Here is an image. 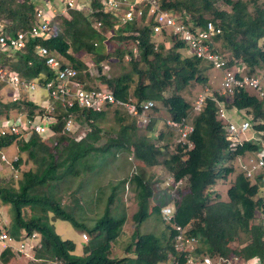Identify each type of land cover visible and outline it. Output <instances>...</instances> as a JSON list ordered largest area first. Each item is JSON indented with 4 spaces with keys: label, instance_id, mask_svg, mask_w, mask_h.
Listing matches in <instances>:
<instances>
[{
    "label": "trees",
    "instance_id": "1",
    "mask_svg": "<svg viewBox=\"0 0 264 264\" xmlns=\"http://www.w3.org/2000/svg\"><path fill=\"white\" fill-rule=\"evenodd\" d=\"M160 1L163 8L176 12L195 27L205 28L210 22L218 27L221 34L215 38V46L220 43L218 51L228 60L230 67L241 63L249 75H254L257 69L264 71V6L252 0V5L245 0H223L231 8L228 12L216 8L213 0ZM36 8L35 0H0V21H7L0 33L15 36L18 32L29 31L35 24ZM96 17L103 21L100 32L95 29ZM115 21L111 15L70 11L56 17L46 37L29 39L25 49L8 50L2 54V66L25 80L44 85L54 74L35 54L36 47L43 46L72 66L78 72L80 82L91 89L93 78L88 66L76 56L83 51L93 56L92 62L100 74L99 79L118 101L137 108L147 101L161 103L168 111L170 123L186 122L194 106L182 92L193 83L206 85L208 67L191 55L184 57L181 51L187 49L186 46L172 36H164L156 46L150 28L145 24L119 27ZM109 30L113 31L110 40L118 43V48L112 53H106L102 45ZM135 48L138 49L137 55L133 52ZM114 57L118 59L121 73L102 74L101 64L110 63ZM168 89L172 90L169 97ZM24 95L27 93L22 92L16 102L4 104L0 101V116L7 119L12 116V111H17V116L27 112L32 118L37 115L36 112H43L38 104ZM220 105L228 111H245L253 115L251 127L259 133L264 132V98L259 99L245 91H237L230 96L217 92L208 97L203 110L193 120L194 130L188 137L189 143L178 144L172 154H167L170 147L165 141V133L155 135V120L142 129L135 117L129 113L124 116L119 108H114L112 115L119 128L114 137L101 144L104 139L101 124L110 114L109 109L113 108L103 112L78 107L71 109L75 120L90 129L79 141L64 132L66 121L62 119L68 114L59 113V121L52 126L55 136L45 139L32 133L29 140L17 144L19 152L27 153L37 169L23 173L17 190L0 187V200L10 205L14 214V225L9 235L18 240L22 232L29 236L38 234L41 243L34 254L35 259L44 264L57 261L63 264H167L171 255L179 259L180 264H186L184 255L173 247L177 233L169 225L167 237L161 239L154 234H146L144 246L141 240L144 235L138 228L126 249L127 256L113 258L112 244L122 234L125 216H113L109 204L103 216L93 225H87L62 207L53 183L67 182L68 175L76 178L82 173H94L111 154L120 152L133 155L143 165L138 173L128 179L136 186L137 216L140 221L148 215L150 202L154 198L151 181L146 180L144 169L161 167L175 182H186L184 192L175 202L176 213L172 223L186 229V235L196 239L197 254L259 258L264 262V225L255 222L258 212L264 213V198L259 196L264 188V172L256 175L252 182L227 165L247 154H260L264 150V143L253 139L234 144L227 140V124L217 114ZM126 120L130 122L127 124ZM166 128L173 131L168 124ZM18 138V135L0 136V150L9 148ZM49 142H55V147H51ZM21 162L19 159L16 166ZM231 175L233 182L228 180ZM128 181H122L121 185ZM219 181H229L228 200L221 199L212 191ZM115 191L113 187V195ZM113 195L109 202H113ZM27 207L39 209L40 215L26 220L22 212ZM152 210L161 215L160 203ZM49 213L70 222L87 235L83 256H76V245L63 240L55 232L49 223ZM136 246L138 249L134 250ZM10 257H13V251L7 249L0 259L6 264Z\"/></svg>",
    "mask_w": 264,
    "mask_h": 264
},
{
    "label": "rangeland",
    "instance_id": "2",
    "mask_svg": "<svg viewBox=\"0 0 264 264\" xmlns=\"http://www.w3.org/2000/svg\"><path fill=\"white\" fill-rule=\"evenodd\" d=\"M37 2V8H44L46 12H49L51 14L53 19L61 15L63 7L60 4L59 0H35ZM246 2H250L251 0H245ZM257 3V5L264 6V0H252ZM215 2V7L219 10L224 11H231V8L227 6V4L223 0H213ZM250 2V5L253 4ZM77 4L80 5H86V9L90 15V8L97 9L99 6L98 0H77ZM50 7V9H49ZM36 8V9H37ZM250 10H253V7L250 8ZM177 16L178 14L174 12ZM180 17V16H179ZM54 19V20H55ZM53 20V21H54ZM95 23L98 24L101 22L96 17ZM52 21V22H53ZM7 25V21H0V30L4 29V26ZM101 28V27H100ZM95 29L98 28L97 26ZM101 31V30H100ZM99 31V32H100ZM110 31V30H109ZM113 34V31L107 33L105 35V39L102 42L103 47L105 48L106 53H112L118 48V43L110 40V36ZM160 37V36H159ZM164 39V38H162ZM110 40V41H108ZM162 40L158 39V37H153V42L160 43ZM164 41V40H163ZM156 43V45H157ZM217 50L220 48V43L216 46ZM134 54H138V49L133 50ZM181 54L186 57L191 55V53L188 51V49H185L184 51H181ZM227 55V54H226ZM78 58L81 59L87 66H88V72L90 76H92L93 81L91 83L92 88H106L105 85L102 83L101 79H99L100 74L97 73V67L92 62L93 56L85 53L80 52L76 55ZM128 58L125 59V63H127ZM3 63V62H2ZM118 59L117 58H111L110 63L106 62L101 64L102 67V74L105 73L106 75L111 74H118L121 73V67L117 64ZM113 65V67H112ZM241 66L242 64H236ZM205 66L208 67L207 71L205 73V76L208 78V83L206 85H201L197 83L191 84L185 91L182 92L183 95L186 96L188 101L192 103L193 106L196 105L197 100L201 96H205L206 98L211 97L214 93H222V82H223V72L216 71L212 69L208 64L205 63ZM263 70V69H261ZM258 70L255 74H259L262 71ZM264 72V71H263ZM101 74V75H102ZM260 75V74H259ZM167 97L172 95V90H167ZM14 94H18L17 92L13 91L12 87H9L5 85L4 83L0 82V101L4 104H7L9 102H13V99H18V96H15ZM24 97H28L29 101H33V103L36 104H44L45 101H47L48 96L47 92H45L43 89H38L34 93H27V95H24ZM156 107L149 114L151 120L157 121L156 126V132L155 135H159L160 132L165 133V141L169 144V151L167 154H172L176 151V147L180 143H188L184 142L181 139V135L179 134L177 128L175 126L173 128L172 134L170 131L166 128V125H169V114L168 111L161 103H155ZM43 106V105H40ZM225 108V107H224ZM107 108L106 110H108ZM105 110V111H106ZM113 109H109L110 114L106 117L105 121L101 124V128L103 129V135L104 139L101 142V144H105L107 139L110 137H114L116 130L119 128L118 124L115 122L112 115ZM227 110V109H226ZM17 111L11 112L10 119L15 118L17 115ZM108 112V111H107ZM242 112V114H241ZM239 114L236 112V110L225 112L227 116V120L232 123H234L238 131L234 136H229L231 138L232 143H237L236 141H240L241 143L244 141H251L253 139L257 141H261L264 143V132L259 133L257 132L254 127L252 126L247 131H241L240 126L245 121H250L253 119V115L249 114L248 112L243 113L241 111ZM37 113V112H36ZM120 113L122 115H126L127 111L125 109H120ZM200 112L193 111L190 114L189 119L186 121V124L193 126V120L195 119L196 115H198ZM24 117H29V114L26 112L23 114ZM59 115V114H58ZM58 115L57 118H58ZM5 116H0V127H2L1 122L4 120ZM8 119V118H7ZM129 123L130 120H126ZM5 122V121H4ZM19 122V121H18ZM251 123V122H250ZM150 124V123H149ZM148 124V125H149ZM73 128L70 129V132H67L71 138H74L76 141H79L83 139L86 134L90 131L88 126L82 125L80 122H77L74 119ZM147 124H142V129H145ZM4 126L6 127V124L4 123ZM43 126L47 127V124H43ZM114 129L115 131H113ZM113 132V133H111ZM18 140L16 143L11 145L7 149L0 150V187H7L11 189H18L19 185L18 182L22 179L23 173L30 171V170H36L37 167L35 163L32 160H29V157L27 153H20L18 142L19 141H26L29 140L30 135L26 134V132L21 131L20 134H18ZM46 136V134H44ZM228 137V135H227ZM49 138H52L50 136ZM227 140H229L227 138ZM230 141V140H229ZM51 147H55V142L51 144L49 142ZM257 154H247L246 156L236 159L231 163H227L229 167H234V169L238 173L245 174V167L257 165L258 155ZM21 159V164L17 167L16 164L18 163V160ZM97 163V161L95 162ZM143 165H140L139 162L134 158L133 155H129L127 153H120L116 152L115 154H111V156L103 163L101 166L97 168V170L94 173L89 174H80L79 177L74 178L72 175H68L66 178L68 179L67 182H63L60 184L53 183L54 190L57 193L58 197L61 198V205L62 207H65L66 210H70V213L81 222H85L87 225H93L95 221L103 216L106 208L111 205V211L113 213V216H116L117 218H120L121 216H125L126 223L122 229L121 236L117 239L116 242L112 244V251L111 256L113 258H124L127 256L126 249L129 246L131 242V237L135 231L140 229V232L142 235H144V239H141L143 241H146V236L149 234H154L158 238L164 239L168 236L167 232V224L163 221L162 216L159 214H156L152 210V207L155 205H158L160 203L161 210L166 207L174 208L175 209V202H177L180 199L181 193L184 192L186 187L185 181L175 182L173 178H171L170 174H168L164 169L160 168V170L156 168H146L144 169L146 180L151 181V185L153 188V194L154 198L151 200L150 204L151 207L149 208L148 215L143 218L141 221L138 219L137 216V203H136V186L134 184H131L128 179L132 178V175L135 173H138ZM264 168H261L258 170L257 174L263 173ZM236 175V173H235ZM255 175V176H256ZM233 175L229 177V181L233 182L234 178H231ZM235 177V176H234ZM247 178V177H246ZM66 180V179H65ZM128 181L126 184L121 185L122 181ZM254 178L252 182H254ZM229 181L224 183L222 181H219L216 185V187L212 190L214 193H217L221 199L228 200L227 191L230 187ZM113 187L116 188V191L113 195ZM112 195L113 202H109V199H111ZM260 197L264 198V188L261 189ZM77 201L79 202V205L77 204ZM167 203L169 205L167 206ZM176 213V209H175ZM23 216L26 220H29L32 216L40 215L39 209L33 210L30 207H27L22 212ZM49 223L54 227L55 232L63 239V240H69L72 241L76 245V256H83L84 248L88 242L84 241L82 238L83 232L80 229H77L73 227V225L68 222L64 221L58 218H55L52 213L48 214ZM14 214L13 210L10 205H7L3 203L0 200V228L3 229L5 232L9 234L10 230L12 229V226L14 225ZM257 224L264 225V213L258 212L256 221ZM36 234V233H34ZM147 234V235H146ZM35 241H32L34 247L40 246V237L38 234ZM27 236L25 232H22L21 237ZM151 246V245H150ZM148 246V248H150ZM174 249L180 253V251L177 249V247L174 245ZM141 250V246H139ZM147 248V247H146ZM133 249H138V246L133 247ZM3 248H0V256L3 253ZM209 255V254H206ZM205 255L198 254V257H202ZM174 256H170L167 264H172L175 261ZM179 260V259H178ZM9 262L6 264H44L41 261H38L35 259L34 250L33 251H27L25 253L17 252V250H13V257H10ZM0 264H5L0 259ZM53 264V263H49Z\"/></svg>",
    "mask_w": 264,
    "mask_h": 264
},
{
    "label": "built area",
    "instance_id": "3",
    "mask_svg": "<svg viewBox=\"0 0 264 264\" xmlns=\"http://www.w3.org/2000/svg\"><path fill=\"white\" fill-rule=\"evenodd\" d=\"M59 1L63 7L61 15H66L70 11H87L86 5H78L77 0ZM98 2L99 6L97 9L90 8L92 15H111L116 19L115 22L119 27L128 24H145L150 28L152 37H158L161 40L164 36L169 35L181 41L192 57L203 61L216 71L223 72V94L230 96L237 91H245L257 96L259 99L264 98V72L259 73L260 75H249L244 67L239 65L230 67L228 60L216 49L215 38L221 34V30L212 22L208 23L205 28L195 27L174 12L163 8L160 0H98ZM49 14H51L50 11L46 12L44 8H37L35 11V24L29 31L18 32L15 36L0 33V82L12 87L13 91L18 93L14 94L18 96V99H13L14 102L20 99L22 92L34 93L38 89H43L48 96L44 104H38L39 106L43 105L40 106L43 112H37L35 117L30 118V116L24 117V115H21L13 119H4L1 122L3 124L0 127V136L18 135L21 131H24L26 134L36 133L45 139L50 136L53 137L55 133L52 126L59 121L56 115L61 112L68 114L62 120L66 121L64 132H70V129L74 126L75 119L70 110L75 107L93 112H103L107 108L125 109L127 113L136 118L140 125H148L151 122L149 114L156 107L155 102L147 101L142 103L140 108H137L133 104L118 101L113 93L106 88H85L84 84L78 79V72L46 47L37 46L35 49L37 57L42 59L54 74L53 78L44 85H40L36 81L25 80L18 73L2 66V54L8 50H23L29 39L44 38L49 34L52 21L55 19L52 16L50 17ZM96 26L98 31H100L103 21L95 24ZM206 99L205 96H201L197 100L193 111L201 112L205 106ZM225 112L227 111L224 106L220 105L217 114L219 119L227 124V138L232 141L229 136H234L235 138L238 128L234 123L227 120ZM43 124L48 126L45 127ZM172 124L177 128L182 141L189 143L188 137L194 130L193 126L186 124L185 121L179 124ZM172 124L169 123V126L174 128ZM250 128L251 123L248 120H245L240 126V130L243 132ZM236 142V144L241 143L240 141ZM191 147L192 145L189 144V148ZM257 155L258 164L245 167L246 177L250 180H253L258 170L264 168V150ZM161 216L163 221L176 231L174 245L186 258V264H264L259 258L242 259L236 256L224 257L206 254L198 257L196 239L188 237L186 229L172 223L175 209L170 207L163 208ZM36 238L37 235L33 234L16 240L0 228V248H3L4 251L7 249L12 251L15 249L20 253H25L28 250L33 251L38 247L31 245ZM82 238L84 241L88 240L85 234L82 235ZM53 264L63 263L57 261ZM172 264H180V261L176 259Z\"/></svg>",
    "mask_w": 264,
    "mask_h": 264
},
{
    "label": "crops",
    "instance_id": "4",
    "mask_svg": "<svg viewBox=\"0 0 264 264\" xmlns=\"http://www.w3.org/2000/svg\"><path fill=\"white\" fill-rule=\"evenodd\" d=\"M236 112H238V111H236ZM240 112H238V114H239ZM243 113H244V111H243ZM241 114H242V112H241ZM160 168L161 167H158V169L160 170ZM169 205V203H167V206Z\"/></svg>",
    "mask_w": 264,
    "mask_h": 264
}]
</instances>
